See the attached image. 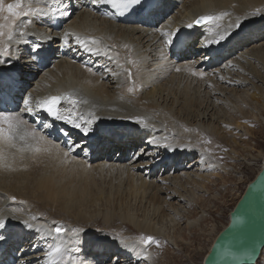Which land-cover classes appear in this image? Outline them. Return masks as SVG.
Returning a JSON list of instances; mask_svg holds the SVG:
<instances>
[{"label":"bare ground","instance_id":"obj_1","mask_svg":"<svg viewBox=\"0 0 264 264\" xmlns=\"http://www.w3.org/2000/svg\"><path fill=\"white\" fill-rule=\"evenodd\" d=\"M151 4L146 17L118 22L104 0H0V101L7 111L0 113V264H160L155 246L170 238L160 228L173 230L181 218L191 249L205 237L209 245L180 246L168 264H184L181 252L191 260L206 250V257L229 216L207 235L205 224L237 181L218 162H236L241 171L260 158L253 180L261 171L260 153L237 161L247 147L233 125L247 118L243 109L235 116L240 94L264 110V0ZM54 13L66 18L59 27ZM204 17L193 37L168 48L172 35ZM33 45L43 53L42 69L31 59ZM60 93L69 96L63 108L80 135L90 132V153L82 147L72 155L33 130L32 109ZM156 155L163 162L154 167ZM219 172L224 187L212 185L211 209L194 219L200 194ZM148 238L156 248L151 258Z\"/></svg>","mask_w":264,"mask_h":264},{"label":"rangeland","instance_id":"obj_2","mask_svg":"<svg viewBox=\"0 0 264 264\" xmlns=\"http://www.w3.org/2000/svg\"><path fill=\"white\" fill-rule=\"evenodd\" d=\"M242 98H245L244 100H242ZM238 102L239 104L235 106L237 113L235 116L240 115L239 118H242V113H240V110L243 109L244 114L246 115V119L244 120V123L242 124V122H239L233 125V127L235 128L233 132L236 133V135L241 136L242 135V139L238 140V143L242 145V147H247V148H243L242 153H240V157L238 158L237 161L241 162V158L246 157V153L249 154L250 156H257V154L259 155L262 154L264 156V110L262 108H255L252 104V102L248 99V97L245 94H240V98H238ZM240 108V109H239ZM239 113V114H238ZM242 121V120H241ZM253 123V124H252ZM220 151V152H219ZM218 154L220 155H227V150H219ZM222 151V152H221ZM221 153V154H220ZM208 155H212V153L210 154V152H208ZM250 158V157H249ZM158 160H161V158L159 159L157 157V155L154 157V159L149 160L150 164L152 166L155 167V164H153V162H157ZM245 160L243 159L242 162H244ZM219 164H217L218 166H227L228 170L230 171L231 174H229V177H231V182H234L235 179H237L236 181V185H232L229 187L227 186L226 189L227 190V198H226V203L224 205V207H219V209H217L216 213H215V217L212 218V222L209 224H205L208 225L207 227H205L206 229V235L207 231H210L211 228L214 227V229H216V231L219 230L220 226L223 224H226L228 221V216L229 213L232 211V209L234 208V205L236 204L237 200L240 198V195L243 194L244 189L246 187V185L253 180L254 175L256 170H258V168H260V164H261V160L259 159H255V161H253L252 165H247L244 164V166H242V170H238V167L234 168L236 162H231L230 160L226 162L225 161H220L218 162ZM222 163V164H221ZM221 164V165H220ZM160 166V165H158ZM171 167V165H169L166 169V171H164V173L169 174V168ZM231 168V169H230ZM171 170V169H170ZM211 171V170H210ZM219 171V170H217ZM232 171V172H231ZM222 176V173H217L216 176H212V178L210 180V184L207 183V188L204 191L203 195L201 197V201L199 200L197 202V204L199 206H197L196 208L198 209V213L197 215L194 217V219H197V217L201 216V215H205L206 213L202 211L205 209H211L212 207V201H209V198L212 197V195L214 194L216 189L222 188L224 187L222 181L223 179L220 178ZM214 182V183H213ZM218 182V183H217ZM213 183V184H212ZM160 184V183H158ZM209 184V185H208ZM214 184H218L219 186L215 187L212 186ZM210 186V187H209ZM211 189V190H210ZM214 189V190H213ZM213 190V191H212ZM200 193H202L201 191L203 190H199ZM165 192H163L162 196H165ZM212 194V195H211ZM208 195H211L210 197ZM208 196V198H207ZM212 199V198H210ZM208 200V201H207ZM202 202V203H201ZM205 204V206H201L202 204ZM210 203V204H209ZM201 204V205H200ZM212 204V205H211ZM207 205V206H206ZM211 205V206H210ZM201 206V207H200ZM210 206V207H209ZM195 207V206H194ZM201 209V210H200ZM198 217V218H199ZM185 218H181V220L177 219V226L171 230L169 228L166 227H161V233H163L162 231H164L165 233H167V236H169L170 238L167 239L165 238L163 241V244L161 246H155V242L152 243V241L154 240L153 238L149 239V244H147L148 246H146V248L144 249V251L146 252L147 256L149 258H151L153 256V252L156 253V248L158 250L159 253V257L161 258V262L160 264H168L169 261L173 262L174 260V255L179 253L180 254V246L182 247H189V230L187 229L186 225H187V221H184ZM181 223V224H180ZM204 226V225H203ZM213 226V227H212ZM97 230H99V228H94ZM130 237L133 236V230L130 228H126L124 227L123 229ZM167 230V231H166ZM188 232V233H187ZM136 234V233H134ZM173 235V236H172ZM205 235V236H206ZM135 236V235H134ZM177 236V237H176ZM179 236V237H178ZM187 236V237H186ZM143 237L141 236L139 238V241H143L142 240ZM181 240V242H180ZM145 241H147V237L145 238ZM179 242V243H178ZM140 243V242H139ZM144 243V242H141ZM159 244L158 241H156V244ZM184 243V245H183ZM167 244V245H166ZM186 244V245H185ZM170 245V246H169ZM175 245V246H174ZM209 245V240L208 237H205V239H202L201 243L195 244L194 247H192L193 249H197L196 251L201 250L202 248L207 249ZM154 246L156 248H154ZM159 247V248H158ZM176 247V248H175ZM162 248V249H161ZM169 248V249H168ZM175 249H177L175 251ZM191 249V247H189V250ZM191 249V250H193ZM151 250V251H150ZM168 250V251H167ZM172 250V251H171ZM165 251V252H164ZM179 251V252H178ZM150 252V254L148 253ZM164 252V253H163ZM167 252V253H166ZM205 252L206 250H204L201 254V256L193 258V259H189L191 257H187L189 256L187 253H183L181 252V255L184 256V264H204V260H205ZM170 253L172 255H170ZM167 254V255H166ZM186 255V256H185ZM163 256V257H162ZM166 256V257H165ZM171 256V257H170ZM165 257V258H164ZM205 257V258H204ZM167 258V259H166ZM188 258V259H187ZM164 259V260H163ZM170 259V260H169ZM204 259V260H203ZM168 262H166V261ZM188 261V262H187ZM166 262V263H165ZM170 264H174V263H170ZM260 264V263H259Z\"/></svg>","mask_w":264,"mask_h":264},{"label":"water","instance_id":"obj_3","mask_svg":"<svg viewBox=\"0 0 264 264\" xmlns=\"http://www.w3.org/2000/svg\"><path fill=\"white\" fill-rule=\"evenodd\" d=\"M199 18L196 25L206 22ZM264 248V159L229 214V223L216 237L204 264H255Z\"/></svg>","mask_w":264,"mask_h":264}]
</instances>
